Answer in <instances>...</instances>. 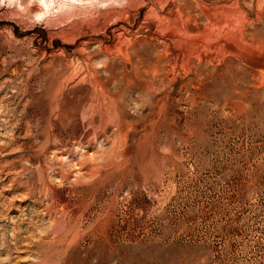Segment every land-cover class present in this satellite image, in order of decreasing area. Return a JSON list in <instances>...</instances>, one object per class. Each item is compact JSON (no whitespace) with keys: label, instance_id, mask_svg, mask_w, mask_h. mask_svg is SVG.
Instances as JSON below:
<instances>
[{"label":"rangeland","instance_id":"rangeland-1","mask_svg":"<svg viewBox=\"0 0 264 264\" xmlns=\"http://www.w3.org/2000/svg\"><path fill=\"white\" fill-rule=\"evenodd\" d=\"M95 1L0 0V264H264V0ZM157 29L165 93L95 58L96 109L84 42Z\"/></svg>","mask_w":264,"mask_h":264},{"label":"bare ground","instance_id":"bare-ground-1","mask_svg":"<svg viewBox=\"0 0 264 264\" xmlns=\"http://www.w3.org/2000/svg\"><path fill=\"white\" fill-rule=\"evenodd\" d=\"M19 0H13L12 3H18ZM95 0H71V4L75 3V4H86V2H94ZM98 1V0H97ZM95 1V2H97ZM132 1V0H131ZM100 2V1H99ZM98 2V3H99ZM136 2V1H135ZM140 2V1H139ZM143 2V1H142ZM145 2V1H144ZM137 3V2H136ZM88 4V3H87ZM93 4V3H92ZM17 5V4H16ZM197 5V4H196ZM198 5L200 6V4L198 3ZM199 6L196 8L193 5L192 11L190 12V14H188L187 16H189V20L197 23L198 21H200V17H199ZM139 7V5H138ZM180 7V6H177ZM128 8V7H127ZM154 7H151V9L153 10ZM156 8V7H155ZM29 10V13H34L36 7H28L27 8ZM178 9V8H177ZM185 9V8H184ZM113 10V9H112ZM122 10V9H120ZM187 10V9H186ZM201 10V9H200ZM96 11V9H95ZM99 11V10H98ZM118 11V10H117ZM125 11V7L124 10ZM180 11V10H179ZM183 11V10H182ZM97 12V11H96ZM116 12V11H115ZM129 12V11H128ZM177 12V11H176ZM99 13V12H98ZM113 13V12H112ZM159 13V12H158ZM202 13V12H201ZM204 13V12H203ZM103 14V13H102ZM109 13H107L108 15ZM119 15V12L117 13ZM123 14V13H122ZM126 14V13H125ZM160 14V13H159ZM158 14V15H159ZM180 14H182L180 12ZM71 15L74 16V10L68 11V10H63L61 12V16L59 17H50L48 18L49 24L51 26H54L57 24V22H59V20L63 17L67 18ZM116 15V14H115ZM162 15V14H161ZM184 15V13H183ZM50 16V14H49ZM182 16V15H181ZM122 17V16H121ZM164 17V16H163ZM180 17V15H179ZM210 17V16H209ZM124 18V17H123ZM158 18V17H157ZM162 18V17H161ZM182 18V17H181ZM159 19V18H158ZM157 19V20H158ZM170 19V18H169ZM126 20V19H125ZM152 20V19H151ZM185 20V19H184ZM210 20V19H209ZM91 21V20H90ZM166 21V20H165ZM171 21V20H169ZM182 21V20H181ZM188 21V20H187ZM190 21V22H191ZM211 21V20H210ZM97 22V21H96ZM95 22V23H96ZM163 22V21H162ZM185 22V21H184ZM192 22V23H193ZM209 22V21H208ZM158 23V22H157ZM161 23V22H160ZM168 23V22H166ZM175 23V22H174ZM186 23V22H185ZM189 23V22H188ZM191 23V24H192ZM212 23V22H211ZM156 24V23H155ZM165 24V23H163ZM170 24V22H169ZM194 24V23H193ZM192 24V25H193ZM200 24V23H199ZM197 24V25H199ZM161 25V24H160ZM172 25V22H171ZM169 25V26H171ZM177 24H175L176 26ZM189 25V24H188ZM159 26V24H158ZM165 26V25H163ZM186 26V25H185ZM214 26V24H213ZM162 27V26H161ZM168 27V26H167ZM166 27V28H167ZM212 27V26H211ZM157 28V27H156ZM164 28V27H163ZM162 28V29H163ZM215 28V27H214ZM186 29V28H185ZM212 29V28H211ZM184 30V29H183ZM156 32L153 33L151 36L150 35H137V34H128L126 32H119L118 34H116L115 39L113 42H107L104 39L101 38V40H97L96 43L98 45H95V49L94 51H88V49L90 48V41H86L84 42V44L81 46V48L79 49V52L81 54L80 59H82V65L80 66H73L72 64L71 66V81L74 80L76 82V84H81V83H88L93 92L97 94V97L93 98V105H96V109H99V111H106L109 114L111 112L116 113L119 111L120 108V102H119V98H118V93H113L111 91V86L114 85L116 83L117 77L115 78H111L108 80H104L100 77V70L95 68L94 66H92V64L94 63V59L95 58H103L102 62L107 63L106 67L108 68L110 65L112 64H120V65H124V66H128V65H133V67L135 66V70H134V74H136L137 76H139L142 79V84L143 87H141V90L145 93H152V91L154 90V88L156 87V82L158 81V83L162 86V90L163 93H165L164 91L166 90L167 86L165 85L168 74H169V70H167V66L169 65V62L167 60L168 57V47L170 46V43L168 41V39H166L164 36L160 35V31L159 29L155 30ZM165 31V30H164ZM169 31V30H168ZM177 31V30H175ZM186 31V30H185ZM174 32V31H173ZM184 32V31H183ZM182 32V33H183ZM177 34V32H175ZM186 33V32H185ZM188 33V32H187ZM105 34V33H104ZM180 35V34H179ZM182 35V34H181ZM185 35V34H183ZM189 35V33H188ZM187 35V36H188ZM199 35V34H196ZM191 36V33H190ZM195 36V35H194ZM186 38V36H185ZM195 38L194 37V42H195ZM198 38V37H197ZM179 39V38H178ZM190 39V38H189ZM193 39V38H191ZM208 39H210L208 37ZM175 40V39H174ZM173 40V41H174ZM198 41V39H196ZM176 41V40H175ZM182 41V40H179ZM186 41V40H185ZM184 41V42H185ZM177 42V41H176ZM175 42V43H176ZM183 44V42H181ZM197 43V42H196ZM82 44V43H81ZM191 44V43H190ZM199 44H201L199 42ZM180 45V44H179ZM185 45V44H184ZM183 45V46H184ZM189 45V44H186ZM185 45V46H186ZM193 45V44H192ZM92 46V45H91ZM177 46V45H176ZM191 46V45H190ZM187 47V46H186ZM195 47V45L193 46ZM201 47V46H199ZM173 48V47H172ZM198 49V47H196ZM195 48V49H196ZM179 49V48H178ZM187 49V48H186ZM190 50V49H189ZM199 50V49H198ZM197 50V51H198ZM171 51V50H169ZM192 51V49H191ZM196 51V50H195ZM194 51V52H195ZM76 52V51H75ZM74 52V53H75ZM193 52V51H192ZM198 53V52H197ZM193 54V53H192ZM174 55V54H173ZM178 55V54H177ZM176 55V57H177ZM193 56V55H191ZM201 56V55H200ZM78 57V56H77ZM175 57V58H176ZM178 57H182L183 59H185V55H180ZM174 59V58H173ZM197 59V58H196ZM199 59V58H198ZM201 59V58H200ZM73 59L71 58V61ZM75 60V59H74ZM172 60V58H171ZM179 60V59H178ZM173 61V60H172ZM176 62V60H174ZM197 60H195L196 62ZM200 62V61H199ZM192 63V62H191ZM196 64V63H194ZM172 65V64H171ZM198 65V64H196ZM162 66V72H161V68L159 70L158 67ZM175 66V64H174ZM170 68V67H169ZM188 69V68H187ZM120 70V69H119ZM181 70V69H180ZM158 74L157 77L156 74ZM177 72V71H176ZM179 72V71H178ZM129 74V73H128ZM178 74V73H177ZM132 75V73H131ZM176 76V74H175ZM69 77V76H68ZM170 77V76H169ZM158 78V79H156ZM174 78V77H173ZM73 81V82H74ZM118 82V81H117ZM165 82V83H164ZM186 84V81H185ZM184 84V85H185ZM82 85V84H81ZM115 86V85H114ZM256 86V85H255ZM137 89V88H136ZM160 89V88H159ZM162 93V92H161ZM163 93L161 94V98H163ZM129 100V99H128ZM91 103V102H90ZM130 103V102H128ZM128 105V104H127ZM127 105H122L121 109L123 110V112L128 113V106ZM92 106V105H91ZM94 107V106H93ZM92 107V108H93ZM86 109V108H85ZM94 109V108H93ZM92 109V110H93ZM90 110V109H89ZM130 111V110H129ZM117 115V114H116Z\"/></svg>","mask_w":264,"mask_h":264}]
</instances>
